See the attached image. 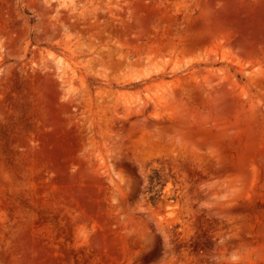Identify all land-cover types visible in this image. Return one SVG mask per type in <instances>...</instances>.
Segmentation results:
<instances>
[{
    "label": "rangeland",
    "instance_id": "obj_1",
    "mask_svg": "<svg viewBox=\"0 0 264 264\" xmlns=\"http://www.w3.org/2000/svg\"><path fill=\"white\" fill-rule=\"evenodd\" d=\"M0 264H264V0H0Z\"/></svg>",
    "mask_w": 264,
    "mask_h": 264
},
{
    "label": "trees",
    "instance_id": "obj_2",
    "mask_svg": "<svg viewBox=\"0 0 264 264\" xmlns=\"http://www.w3.org/2000/svg\"><path fill=\"white\" fill-rule=\"evenodd\" d=\"M172 178L171 169L163 163L157 161L149 165L146 196L151 207L159 205L162 191Z\"/></svg>",
    "mask_w": 264,
    "mask_h": 264
}]
</instances>
